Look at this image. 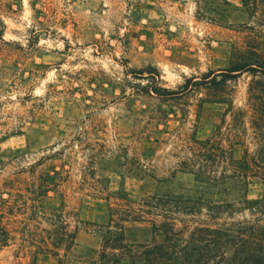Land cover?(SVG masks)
Listing matches in <instances>:
<instances>
[{
    "label": "rangeland",
    "instance_id": "374dc122",
    "mask_svg": "<svg viewBox=\"0 0 264 264\" xmlns=\"http://www.w3.org/2000/svg\"><path fill=\"white\" fill-rule=\"evenodd\" d=\"M249 60L264 0H0V264H98L111 208L128 244L180 197L250 217L263 186L233 161L264 168V70L228 71Z\"/></svg>",
    "mask_w": 264,
    "mask_h": 264
},
{
    "label": "trees",
    "instance_id": "16d2710c",
    "mask_svg": "<svg viewBox=\"0 0 264 264\" xmlns=\"http://www.w3.org/2000/svg\"><path fill=\"white\" fill-rule=\"evenodd\" d=\"M264 70V61H243L235 63L229 72H240L251 65ZM264 78V71L262 72ZM256 96V97H255ZM254 106L263 115L264 104L258 93ZM264 103V100L261 102ZM264 164L263 161H260ZM244 166L236 177L247 183L258 181L263 186L262 196L255 200L243 199V208H249L250 217L234 219L232 215L240 209L231 203L208 202L201 199L178 198V209L186 217H164L159 225H154V236L151 241L127 243L123 234V226L115 223L117 210L111 208V219L108 225L88 228L86 234L93 233L99 240L97 253L98 264H264V168L251 170L247 167L250 161L244 159L233 161ZM49 175L42 179L41 187L48 192ZM184 207H180L183 206ZM197 206H205L208 213L205 218L198 216ZM45 211H43L44 213ZM151 214V213H147ZM230 215L222 218L221 215ZM154 215V214H153ZM122 220V219H121ZM126 221V219H123ZM56 225V222L54 223ZM60 233L56 242L63 246L68 238L74 239L66 231V224L60 221ZM10 231L0 215V245L6 246L10 239ZM160 237L159 239L157 238Z\"/></svg>",
    "mask_w": 264,
    "mask_h": 264
}]
</instances>
